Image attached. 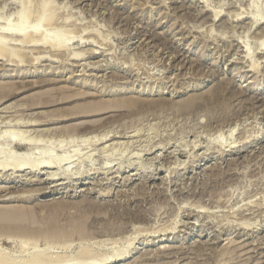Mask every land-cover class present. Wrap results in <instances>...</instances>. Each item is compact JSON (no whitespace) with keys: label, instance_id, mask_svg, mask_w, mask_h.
I'll list each match as a JSON object with an SVG mask.
<instances>
[{"label":"rangeland","instance_id":"1","mask_svg":"<svg viewBox=\"0 0 264 264\" xmlns=\"http://www.w3.org/2000/svg\"><path fill=\"white\" fill-rule=\"evenodd\" d=\"M254 18L264 0H0V164L26 166L0 171L25 216L0 263L264 264Z\"/></svg>","mask_w":264,"mask_h":264},{"label":"bare ground","instance_id":"2","mask_svg":"<svg viewBox=\"0 0 264 264\" xmlns=\"http://www.w3.org/2000/svg\"><path fill=\"white\" fill-rule=\"evenodd\" d=\"M252 1H254V0H252ZM253 6V5H252ZM218 12V11H217ZM24 14V13H23ZM220 13L218 12V13H214V18H217L218 17V15H219ZM240 16V15H239ZM213 18V19H214ZM253 21V25L254 24H256V23H259V24H261L262 23V25L264 24V21H261V20H255V18L252 20ZM263 27V26H262ZM259 31V30H258ZM261 32H262V30H260ZM264 31V30H263ZM260 32V33H261ZM15 33H18L19 35L20 34H22V35H26V34H28L27 33V31L23 28V27H20L17 31H15ZM33 34V33H32ZM30 35V34H29ZM259 35V37H260V35H262V34H258ZM27 36V35H26ZM31 37H32V35H31ZM256 37H257V35H256ZM255 37V38H256ZM259 37H257V38H259ZM263 37H264V35H263ZM22 38V37H21ZM24 38H26V37H24ZM23 38V39H24ZM28 38V37H27ZM26 38V39H27ZM262 38V37H261ZM30 39V38H29ZM33 40V39H32ZM262 40H264V39H262ZM19 41H21V39L19 40ZM23 41V40H22ZM44 41H45V43H51L52 42V39L51 38H45L44 39ZM18 42V41H17ZM29 42V41H28ZM24 43V42H23ZM26 43V42H25ZM32 43H34V42H32ZM28 44V43H27ZM261 44H263V42L261 43ZM49 45H51V44H48V46ZM53 45V44H52ZM54 45H56V44H54ZM61 45V44H60ZM56 46H58V45H56ZM51 47V46H50ZM54 46H52L51 48H53ZM59 47V46H58ZM55 48V47H54ZM33 49H34V47H33ZM21 50V49H20ZM57 50H59V49H56V51ZM38 51V50H37ZM42 51V50H41ZM52 51V50H51ZM60 51V50H59ZM249 53V52H248ZM248 53H247V55H248ZM250 54V53H249ZM53 55H54V53H53ZM3 57V56H11L9 53H7V51H6V47H5V45L2 43V42H0V57ZM11 58V57H10ZM78 58V57H77ZM35 60V59H34ZM37 61V60H36ZM35 62V61H34ZM94 69V68H93ZM127 102V104L126 105H129V106H134V105H136V104H138V102H135V101H129V100H127L126 101ZM190 103V102H189ZM185 104V103H184ZM186 105V104H185ZM190 105V104H189ZM121 107V106H120ZM136 107V106H135ZM120 109V108H119ZM86 131V130H85ZM89 132V131H88ZM87 132V133H88ZM78 133V132H77ZM95 141V140H94ZM16 142H17V140H16ZM22 146V145H21ZM232 148V147H231ZM20 160H16V162H11V163H9V164H4L3 163V165L2 164H0V171H4L5 169L7 170V167L9 166L10 168H8V170L10 169V170H12V171H18V172H20V171H22L23 172V169H25V165H23L22 163H20L19 162ZM60 163H58V162H55V161H53V160H48V161H40V162H38V163H34L33 165H31L30 167V169H32V172H33V170L34 171H37L36 169H38V168H42V167H44V168H47V167H54V166H58ZM50 168V169H51ZM29 169V170H30ZM9 170V171H10ZM26 170V169H25ZM41 170V169H40ZM31 171V170H30ZM21 172V173H22ZM25 172V171H24ZM56 174V173H55ZM50 176H51V174H50ZM47 177V178H51V177ZM53 176V175H52ZM149 177V176H148ZM76 178V177H75ZM53 178H51V180H52ZM56 179V178H55ZM54 179V180H55ZM67 179V178H66ZM50 180V181H51ZM8 190V189H7ZM5 200V199H4ZM7 201V200H6ZM24 219H25V216H24V213H22V211H20V210H15V209H11V208H9V209H1L0 208V227H2L3 225L5 226V225H7L6 227H8V226H14V227H18V226H22L23 224H24ZM24 226V225H23ZM21 228V227H20ZM19 228V229H20ZM25 228V227H24ZM17 229V228H16ZM22 229V228H21ZM77 229H79V228H77ZM4 230V229H3ZM27 230V229H26ZM20 231V230H19ZM31 231V230H30ZM2 233V232H1ZM129 256V255H128ZM126 258V256H121V257H118L117 259H114V261H119V260H122V259H125ZM5 260V259H4ZM1 261V260H0ZM89 261V260H88ZM91 261V260H90ZM11 263V262H10ZM92 263V262H91ZM90 263V264H91ZM1 264V263H0ZM5 264V263H4ZM85 264V263H84ZM92 264H109V262L108 261H104V262H99V263H92Z\"/></svg>","mask_w":264,"mask_h":264}]
</instances>
